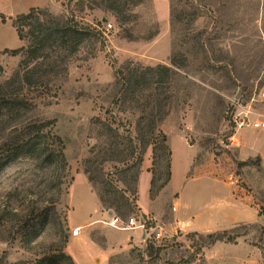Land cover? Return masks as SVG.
<instances>
[{"label": "rangeland", "instance_id": "obj_1", "mask_svg": "<svg viewBox=\"0 0 264 264\" xmlns=\"http://www.w3.org/2000/svg\"><path fill=\"white\" fill-rule=\"evenodd\" d=\"M47 1L51 8L42 6ZM31 7L73 17L80 25L94 27L100 36L97 42H83L68 64L67 76L55 80L51 94L37 99V108L29 114L52 121V131L64 143L66 170H43L32 160L19 158L0 171V258L8 263L42 264L39 259L55 253L67 235L63 251L79 264H109L111 256L126 254L131 247L143 249L147 238L159 245L181 243L183 249L190 244L187 233L205 234L241 224L245 236L236 243L216 242L204 248L205 261L197 259L193 264L262 263V251L254 243H263L258 226L264 227V84L257 85L264 67L242 78H251L254 84L247 92L235 88L228 96L233 107L224 112L220 122L213 116L203 118L193 99L160 125L171 151L170 179L160 187L166 167L163 162H152L150 145L143 157L150 161L153 177L147 215L141 217L138 194L129 210H120L121 220L114 222L128 225L130 217L139 226L138 221H144L145 241L127 247L115 237V231L107 241L104 228L109 226L105 221L102 229L95 224L83 227L99 215L96 195L83 174V159L95 142L89 121L103 112L99 106L116 67L128 60L142 65L168 63V0L127 3L124 21L122 15L91 0H0V79L9 76L19 60L3 52L4 47L19 45L11 17ZM155 27L158 33L147 39ZM248 159L254 162L238 164ZM113 172L106 164V177L115 178ZM56 173L61 175L59 183ZM76 173L81 174L69 188ZM43 206L48 214L40 221L37 217ZM103 209L112 214V208L100 203ZM76 227L81 234L73 233ZM85 231L98 248L88 245ZM57 264L67 261L57 259Z\"/></svg>", "mask_w": 264, "mask_h": 264}, {"label": "trees", "instance_id": "obj_2", "mask_svg": "<svg viewBox=\"0 0 264 264\" xmlns=\"http://www.w3.org/2000/svg\"><path fill=\"white\" fill-rule=\"evenodd\" d=\"M142 1L91 0L118 16L124 14L127 3L137 5ZM168 15V63L142 65L128 60L116 67L99 106L103 112L89 121L95 142L83 159V173L99 202L112 208L116 218H120L121 209L129 210L137 200L141 165L150 145L152 162H163L166 167L160 187L170 179L171 151L160 128L164 120L194 99L203 118L213 116L220 122L224 112L233 107L228 96L235 88L247 92L253 86L251 78H242L264 67V0H168ZM121 19L126 20L124 15ZM11 24L21 44L3 49L19 60L11 74L0 79V171L19 158H28L40 169L64 172V143L52 131V121L29 114L37 108V99L51 94L53 82L67 76L68 64L83 42H97L100 34L73 17L55 15L40 7L16 14ZM157 33L155 27L147 39ZM261 78L258 86L264 84V75ZM252 162L248 159L238 164ZM106 164L113 168L115 178L106 177ZM57 174L59 183L61 175ZM152 184L153 177L150 187ZM41 208L37 218L43 221L47 206ZM240 225L205 234L187 233L190 244L183 249L181 243L159 245L147 238L143 249L131 247L126 254L111 256L109 264L204 262V248L216 242L236 243L245 236ZM258 228L263 243L258 240L254 244L261 249L260 264H264V227ZM66 241L67 235L55 253L43 255L39 261L57 264L62 258L67 264H75L63 251ZM5 263L17 264L6 262L2 256L0 264Z\"/></svg>", "mask_w": 264, "mask_h": 264}, {"label": "crops", "instance_id": "obj_3", "mask_svg": "<svg viewBox=\"0 0 264 264\" xmlns=\"http://www.w3.org/2000/svg\"><path fill=\"white\" fill-rule=\"evenodd\" d=\"M42 6H45V7H48V8H51L53 5L47 1V3L43 4ZM18 38V37H17ZM18 42H19V45L21 44V42L19 41L18 39ZM18 45V46H19ZM16 46V47H18ZM4 48H15V47H4ZM150 161H148L147 159H143L142 161V165H141V172H140V175H139V178H138V203L140 204V208H141V217L143 218V216L147 215V211H148V202H150L149 200V196H148V191H149V188H150V181H151V178H152V174H151V171L149 170L150 168ZM81 173H76L72 179V182H71V185L69 188H71V186L73 185L76 177L78 175H80ZM84 174V173H83ZM173 178V172H172V177ZM85 179L88 183V180H87V177L85 175ZM89 185V188L90 190H92L90 184L88 183ZM93 191V190H92ZM96 195V194H95ZM97 198V196H96ZM97 202H98V208H97V212L99 213V215L92 221H88L87 223H85L83 225L86 226V225H89V224H95V226H98L97 228H104L102 225V223L105 221V223L109 226L108 227H105L104 229H106V237H107V241L109 242L110 241V238L108 237V235H110L109 233H112V231L114 232L115 231V237L117 236V239L118 240H121L123 241V243L126 244L127 247H131L133 245L135 246H140L142 242L145 241V238H146V230L144 229V227H140L138 226L136 223L132 224V225H127V224H120V223H114L112 222V218L114 217H117L114 213L113 210L112 211V214H109V211H106L103 209V211L100 210V203H99V200L97 198ZM120 219V218H119ZM112 228V229H110ZM103 231V230H102ZM81 234V232L79 233ZM89 239V243L88 245L90 246H95L98 248V246L95 244L94 241H92V239L90 238L89 234L87 231H85V235H84V239ZM77 237H73V239H76ZM69 245V243H68ZM69 247V246H68ZM99 250L103 251V249H100ZM72 258L74 260L75 257L73 255H71ZM77 262V260H76ZM78 263V262H77ZM79 264V263H78Z\"/></svg>", "mask_w": 264, "mask_h": 264}, {"label": "built area", "instance_id": "obj_4", "mask_svg": "<svg viewBox=\"0 0 264 264\" xmlns=\"http://www.w3.org/2000/svg\"><path fill=\"white\" fill-rule=\"evenodd\" d=\"M106 25H107V29L112 28V24H111V22H108ZM116 221H118L117 218H114V219H113V222H116ZM134 223H135V220H134L133 218H130V217H129V219H128V224H129V225H132V224H134ZM138 224H139L140 227H144V221H143L142 219H140V220L138 221ZM80 231H81L80 228H79V227H76V228H74L73 233H74V234H79Z\"/></svg>", "mask_w": 264, "mask_h": 264}]
</instances>
